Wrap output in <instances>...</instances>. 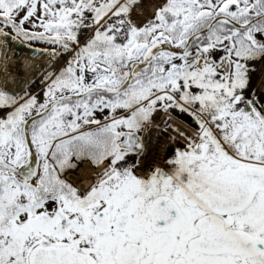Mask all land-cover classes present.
Returning a JSON list of instances; mask_svg holds the SVG:
<instances>
[{
	"label": "snow or ice",
	"instance_id": "obj_1",
	"mask_svg": "<svg viewBox=\"0 0 264 264\" xmlns=\"http://www.w3.org/2000/svg\"><path fill=\"white\" fill-rule=\"evenodd\" d=\"M17 43L0 264H264V0H0Z\"/></svg>",
	"mask_w": 264,
	"mask_h": 264
},
{
	"label": "bare ground",
	"instance_id": "obj_2",
	"mask_svg": "<svg viewBox=\"0 0 264 264\" xmlns=\"http://www.w3.org/2000/svg\"><path fill=\"white\" fill-rule=\"evenodd\" d=\"M145 2L150 4L151 0H145ZM31 54L32 52L28 47L20 46L17 43L13 44L12 48L7 51V59H5V47L0 45V83H3L6 78L13 82L12 86L14 87H23L25 84L32 85L40 82V65L44 63V59L39 54L32 58ZM258 64L253 82L258 85V91L264 92V62ZM17 80H23L24 84H16ZM161 142L165 143L166 141L161 138Z\"/></svg>",
	"mask_w": 264,
	"mask_h": 264
},
{
	"label": "rangeland",
	"instance_id": "obj_3",
	"mask_svg": "<svg viewBox=\"0 0 264 264\" xmlns=\"http://www.w3.org/2000/svg\"><path fill=\"white\" fill-rule=\"evenodd\" d=\"M264 62V61H263ZM257 66H259V64L257 63V65H256V68H257ZM31 87H32V89H34V90H39V88H40V82H36V83H33L32 85H31Z\"/></svg>",
	"mask_w": 264,
	"mask_h": 264
},
{
	"label": "water",
	"instance_id": "obj_4",
	"mask_svg": "<svg viewBox=\"0 0 264 264\" xmlns=\"http://www.w3.org/2000/svg\"><path fill=\"white\" fill-rule=\"evenodd\" d=\"M36 54H37V53H33V54H31L30 56L33 58V57H35Z\"/></svg>",
	"mask_w": 264,
	"mask_h": 264
}]
</instances>
